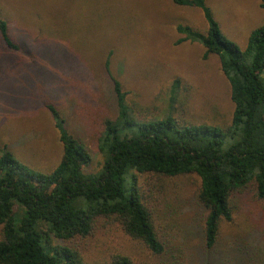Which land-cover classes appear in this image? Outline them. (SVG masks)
Segmentation results:
<instances>
[{
	"label": "rangeland",
	"instance_id": "1",
	"mask_svg": "<svg viewBox=\"0 0 264 264\" xmlns=\"http://www.w3.org/2000/svg\"><path fill=\"white\" fill-rule=\"evenodd\" d=\"M205 3L221 31L240 49L245 48L250 31L264 20L259 0ZM0 18L11 27L13 41L19 45V50L8 49L0 38V149L6 145L30 168L50 171L62 154L47 104L60 110L67 129L89 148L91 161L84 170L100 168L97 137L101 120L114 116L115 110L107 57L111 74L122 83L139 116L165 115L172 82L178 78L180 93L174 114L179 119L229 121L233 104L218 57H203L204 47L199 43H177L181 36L178 24L206 28L198 8L179 6L172 0H0ZM140 179L142 183L148 176ZM198 183L195 175L158 178L161 197L156 203L163 196L166 203L157 208H168L167 217L177 220L174 234L179 240L188 238V249L183 246L184 264H212L214 257L229 264L235 255L244 258L235 254L240 248L236 242H263L258 234L261 230L264 239L259 227L263 208L250 200L251 190L233 193L232 216L220 225L217 248L201 256L197 245L202 214L190 201ZM73 245L88 264H100L113 255L127 256L139 264L154 262L141 242L111 221H97Z\"/></svg>",
	"mask_w": 264,
	"mask_h": 264
},
{
	"label": "trees",
	"instance_id": "2",
	"mask_svg": "<svg viewBox=\"0 0 264 264\" xmlns=\"http://www.w3.org/2000/svg\"><path fill=\"white\" fill-rule=\"evenodd\" d=\"M172 2L202 13L206 28L178 24L181 36L177 43H199L204 47L203 57H218L233 104L229 121L193 123L179 119L174 114V104L179 102L178 78L172 82L165 115L139 116L122 83L111 74L107 57L105 67L115 110L114 116L101 120L97 148L102 162L98 170H84L91 161L89 148L67 129L65 117L54 104L46 107L62 154L50 171L30 168L6 145L1 147L0 264H88L73 241L87 236L99 220L115 223L141 242L153 264H184L183 246L188 249V238L185 235L179 240L174 234L177 220L167 217L168 208H157L166 203L164 196L156 203L161 197L157 189L161 177L198 178L190 201L202 214L197 245L201 256L217 248L220 225L232 216L233 193L251 190L250 200L264 210V20L250 31L245 48L240 49L221 31L205 0ZM259 3L264 8V0ZM10 29L0 18L2 43L19 50ZM141 175L148 179L141 183ZM262 214L259 227L264 231ZM258 234L262 245L236 242L240 248L235 254L244 258L235 255L229 264H264L261 230ZM210 259L212 264L228 261ZM100 264L139 263L113 255Z\"/></svg>",
	"mask_w": 264,
	"mask_h": 264
}]
</instances>
